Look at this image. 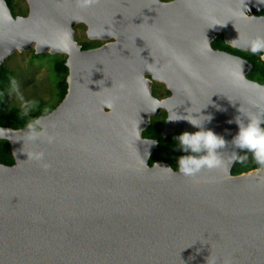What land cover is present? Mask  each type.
<instances>
[{
  "label": "water",
  "instance_id": "95a60500",
  "mask_svg": "<svg viewBox=\"0 0 264 264\" xmlns=\"http://www.w3.org/2000/svg\"><path fill=\"white\" fill-rule=\"evenodd\" d=\"M26 1L15 16L0 0V69L17 51L66 55L68 90L39 130L0 126L15 158L0 163V264H264V167L233 174L227 163L235 117L264 115V84L248 78V60L211 46L223 33L248 51L264 37V0ZM80 22L118 41L82 50ZM175 30L191 57L169 68L173 96L160 102L144 75L165 73L158 58L176 44L158 42ZM164 105L169 116L210 115L225 164L195 176L150 165L159 142L143 132ZM177 130L198 129L167 118L162 135Z\"/></svg>",
  "mask_w": 264,
  "mask_h": 264
},
{
  "label": "trees",
  "instance_id": "16d2710c",
  "mask_svg": "<svg viewBox=\"0 0 264 264\" xmlns=\"http://www.w3.org/2000/svg\"><path fill=\"white\" fill-rule=\"evenodd\" d=\"M12 13L16 15L26 16L28 9H23L18 2L15 0H6ZM264 14V10L260 13ZM215 47L221 49L232 50L233 48L226 44L222 38H219L214 44ZM236 50V49H235ZM243 57H245L253 65V70L249 74V78L252 80L264 82V61L260 59V54L253 55L250 51L236 50ZM55 71L59 76V81L56 85V102L50 104L48 109H44L45 102L40 100L37 108L31 109L30 112H24L15 105L11 104L6 96H0V126L12 127L14 129H34L39 130L40 128L36 124V120L46 115L55 109L64 99L68 90L67 76L69 69L66 65V58L58 55V59L55 62ZM11 70L5 65L1 66L0 69V92L3 87L8 86L12 82ZM162 127H158L155 124L150 125L144 132L143 137L157 139L159 144L158 148L153 152L150 157L149 164L153 165L156 161L164 160L169 163L174 170L178 171L177 158L182 155L179 151L178 142L176 137L183 132L174 133L173 135L163 137ZM195 132V131H189ZM247 156V160L243 163L236 162L233 167V174H241L243 172H249L251 170L260 168L258 164L252 158L251 153L242 152L240 156ZM0 163L8 166L15 164V158L12 153V147L8 140L0 139Z\"/></svg>",
  "mask_w": 264,
  "mask_h": 264
},
{
  "label": "clouds",
  "instance_id": "9594fccd",
  "mask_svg": "<svg viewBox=\"0 0 264 264\" xmlns=\"http://www.w3.org/2000/svg\"><path fill=\"white\" fill-rule=\"evenodd\" d=\"M247 50L251 54H260V59L264 60V37H256L247 45ZM205 116V115H204ZM200 121L197 117H180L170 115L168 121L186 120L194 128L195 132H183L176 137L178 149L182 155L177 158L176 164L180 174L185 176H195L203 169L219 168L225 164L220 156V150L228 143L223 136L205 128V123L210 122V115ZM233 121H229L232 123ZM234 122L238 126V132L233 136L231 143L237 150L227 163L247 160V156H239V152L251 153L252 158L261 167H264V115L258 113H247L245 119L235 117ZM156 141L151 145L156 146ZM169 167V166H164Z\"/></svg>",
  "mask_w": 264,
  "mask_h": 264
},
{
  "label": "flooded vegetation",
  "instance_id": "af4514ba",
  "mask_svg": "<svg viewBox=\"0 0 264 264\" xmlns=\"http://www.w3.org/2000/svg\"><path fill=\"white\" fill-rule=\"evenodd\" d=\"M175 1L176 0H160V2H163V3H172ZM164 21L165 20H162V22L160 20H156L155 22H153V28H160L161 25H163ZM133 24H134L133 21H129L127 14H125L123 16L124 28H128V26H132ZM142 24H143V22L140 23V25H142ZM173 24H174V26H177L179 23L173 22ZM89 29H90L89 25L84 23V22L77 23L75 26V40L81 46L82 50L98 49V48L103 47L104 45L115 43L118 41L117 37L112 36V35H110L108 38H103V36L99 35L98 32H95V33L92 32V34H90ZM219 38H222L223 41L226 43L225 35L223 33H220L211 42V46L214 50L223 51V52L229 53L231 55H234L237 57H242V58L246 59L238 51H236V50H242V49L235 48L231 45L230 46L233 48L232 50L221 49L219 47H215L214 44L216 43V41ZM136 41H137V39L135 40V42ZM172 41L176 45L171 47V49H169V50L168 49L165 50V54H161V56L158 58V61L160 60L161 63L163 64V67L166 68L165 73H163V75L157 76V78H154L153 73H146L144 75V79L150 80L152 82V85H151L152 94L160 102H163L164 100L173 96L172 91L168 88V85H167V80H169V78H168L169 68L175 69L176 67H180V66L187 67L189 65V61H190V57H191V55H190L191 54V45H189L190 39L186 35H183L182 33H180L178 30L171 32V34L168 37L166 34V37L159 39L158 44H161L163 42L162 44L164 45L163 46V51H164L166 45ZM153 42H155V39H153ZM249 74L247 76H249ZM254 81H256V80H254ZM257 82H259V81H257ZM259 83H261V82H259ZM261 84H264V82ZM168 116H169V111L166 109V107L164 105L157 115H153L151 117V122H150L149 126L152 124H155L158 127H162V130H161V132H162L164 127H165ZM178 132H185V131L184 130H177L175 133H178ZM187 132H189V131H187ZM156 162H158V161H156Z\"/></svg>",
  "mask_w": 264,
  "mask_h": 264
},
{
  "label": "rangeland",
  "instance_id": "374dc122",
  "mask_svg": "<svg viewBox=\"0 0 264 264\" xmlns=\"http://www.w3.org/2000/svg\"><path fill=\"white\" fill-rule=\"evenodd\" d=\"M15 1L29 11L26 0ZM60 56L66 58V55ZM57 59L58 54L38 55L34 49L13 53L3 64L11 70L12 82L3 87L0 96H6L11 104L24 112L37 108L40 100L45 102L44 109H48L50 104L56 102V85L59 81L55 71Z\"/></svg>",
  "mask_w": 264,
  "mask_h": 264
}]
</instances>
